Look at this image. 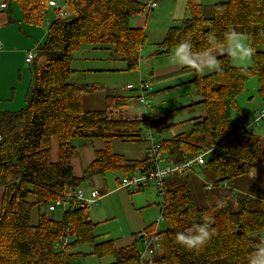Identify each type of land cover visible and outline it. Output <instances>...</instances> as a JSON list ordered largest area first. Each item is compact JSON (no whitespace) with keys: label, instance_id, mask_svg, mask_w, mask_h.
<instances>
[{"label":"trees","instance_id":"1","mask_svg":"<svg viewBox=\"0 0 264 264\" xmlns=\"http://www.w3.org/2000/svg\"><path fill=\"white\" fill-rule=\"evenodd\" d=\"M1 1L6 8L17 3L23 23L44 24L46 0ZM143 5L140 0H66L65 10H59L62 16L56 15L48 24L44 40L27 52L33 58L30 62L25 58L31 64L25 104L14 112H0V264H72L80 254L74 251L79 244L90 245L91 254L97 258L111 256L110 264H217L220 259L248 264L258 248L259 233L264 231V196L259 188L256 192L233 193L229 185H236L252 165L264 159V136L249 130L240 136L246 123L242 117L231 118L232 111H239L237 97L252 75L258 79L264 105V0H219L208 18L199 3L186 0L188 15L169 27L161 42L151 46V56H163L187 42L189 56L200 65L198 55L226 48L229 33L244 36L252 49L248 67L233 65L229 49L213 59L218 65L214 72L201 74L185 66L192 71L189 83L199 97L179 109L202 105L204 114L188 120L186 132L161 137L174 127L170 123L155 130L158 140L150 134L158 152L173 164L225 142L224 150H213L199 167L213 184L206 189V181L198 178L203 186V206L195 204L188 184L193 171L165 177L160 184L164 229L151 224L142 233L132 234L126 245L112 239L95 241L97 224L89 219L87 205L47 209L60 195L82 187L86 176L107 171L123 176L147 174L154 168L147 151L140 159H132L114 153L111 144L114 140L145 141L144 130L152 129L154 120L164 114H146L144 119L114 117L113 110L133 102L132 96L120 93H106L102 108L85 109L83 95L101 86L72 80L76 72L73 54L83 46L108 51L112 58L124 62L125 71L138 68L146 36L142 28L132 27L129 21L142 13ZM10 22L15 21L10 17ZM53 137L58 146L55 162L50 158ZM75 138L103 142L81 176L74 175L72 167L77 154L72 144ZM54 212H60V217L52 216ZM202 223H207L210 231L205 245L188 250L176 241L177 233L189 234L193 225ZM152 235L161 238L160 249L144 260L139 255L142 240Z\"/></svg>","mask_w":264,"mask_h":264},{"label":"rangeland","instance_id":"2","mask_svg":"<svg viewBox=\"0 0 264 264\" xmlns=\"http://www.w3.org/2000/svg\"><path fill=\"white\" fill-rule=\"evenodd\" d=\"M46 2L47 7L49 9L54 8L56 6L64 8V2L66 1L55 0L53 1L55 3H53L51 2V0H46ZM166 10L167 9L163 7L161 15L164 14ZM156 11L157 10L155 9L152 10L146 17V19L148 18L146 23V26H148L147 30L151 31L152 33H149V39H147L146 45L143 47V62L141 60L140 63L142 64H138V68L136 70L125 71L123 70L124 62L122 60L117 58L115 60L108 61L106 59L108 57V54L104 50L93 51L92 49H90L89 51H86L84 53L85 55L82 56L81 59L77 58V53L73 54L72 67L74 69H78L77 71H81L79 74L74 75L73 79H75L78 84H90L92 82H100L103 86L109 88H100L95 91H91L84 94V107L86 109L90 110L102 108L104 96L106 93L111 91L119 92L122 93L124 96H132L131 101L133 102L130 103L129 108H131L133 113H144L143 111H146L147 109L149 110L150 108L154 107L157 109V111L165 115V119L162 120V122H173V124H175V126L173 127L174 129H172L173 132H186L190 128V122H188V120L192 116H195L197 110H182L179 109V107H182L185 104H190L192 101H195L197 97H199V95L195 93L193 85L189 83L193 75L184 68L181 70L183 72H181L179 76H176V73H171V77H167L163 80H152L151 71H155L156 69H169V67L167 66L173 64L170 62L169 57L175 50V48H173L169 54L163 56H151V54H149L148 50L150 49V51H152L151 46L152 44H154L153 42H158L155 40H159V42H161V40L163 39V37H160L158 30L160 28L159 23L157 24V21H162V19L164 18L158 19L157 16H154ZM139 15L140 17L142 16L145 18L144 14L141 13ZM130 24H132V22ZM156 24V28L153 29L154 25ZM242 37L244 38V42L246 44V38L244 36ZM228 49L230 51V45H228L226 48L223 47L220 49H212L208 52L206 51L204 54L200 55L199 59L209 58L213 56L210 53H213L216 56L217 54L221 53V51H228ZM81 51L82 49H80L78 53H80ZM172 55L174 57L175 54L173 53ZM146 57L152 58L149 61ZM107 61L109 63H107ZM232 62L238 67L251 66L250 57L243 62H238L232 58ZM148 63L151 65V68L148 66ZM108 66H115V68H119L120 70H117L115 72H104L106 71L105 69H107ZM217 67V62L213 61L211 64L203 65V70L200 71V73L208 74L210 72L216 71ZM163 75H165V73ZM127 85H132V88H129ZM142 85H147V89L141 90ZM142 95L147 97L148 99L147 108H145L142 104L139 103V99ZM237 104L239 111H232L231 118L232 120H235L238 117H242L244 119L243 123L246 124L252 123L256 118V115L264 110L263 98L259 94V83L255 75H252L245 80L243 90L237 97ZM193 108L202 111V115L204 114V108L202 105L195 106ZM126 114L127 113L125 112V115ZM146 114L147 113H144V117H146ZM144 132L146 134V140L152 139L151 135H153L155 139L158 140L155 131L146 128ZM249 132L258 135L259 137L264 136V119L261 120L258 125L251 127L249 129ZM169 135L170 134L167 132H163L162 134H160L161 137H168ZM74 141V145L78 150V155L75 157L72 164L73 173L74 175H76L78 173L81 174L86 164H88V162L93 158V153L91 154V151L96 148H102L103 142L100 140L101 146L93 148V146L95 145L93 144V141L95 140H93L92 143L87 139L75 138ZM56 142V137H53L51 142V158L53 152L56 154L57 151V144H55ZM142 142L143 141H141L140 143H130L116 141L115 143H119L118 152L123 153L126 156H131L133 153L138 154L139 150H141V152H144V148L142 147V145H145V142ZM115 143L114 145L113 143L111 144V149L113 152H115V149L117 150V146ZM135 149H138V151L136 152ZM89 151L90 155L88 154ZM107 172L108 173L104 175V181L106 186H101L100 190L96 187H93L97 185L91 183V179H94L96 174L86 176L82 187L86 189H97L101 193H106L107 191H111L112 189L117 188L119 184L118 182L124 176L115 171ZM198 173H200L199 175L201 176L202 180L210 182L202 172ZM188 184L194 195L195 204L198 207L203 206V186L200 179L194 177V174H192L188 178ZM254 185L256 186L257 190L259 188V194L264 196V159H261L257 164L252 165L250 167V172L246 176L237 179L236 185L231 183V185L229 186L234 188L233 193H235L237 190L239 192H252V189L250 188L251 186L254 187ZM124 191H126L128 195V198L126 199V203L128 206H131V201L129 199L130 197L133 200L132 202L141 204V206L139 207V213L137 212L136 214L143 217L146 220L147 224H155L159 221L160 209L163 205V197L162 193L156 185L150 184L149 186L144 187L140 190L131 189L128 190V192L127 190ZM232 199L235 198L232 197ZM147 202L150 203L149 206L147 205ZM155 203L156 205L153 206ZM88 208L89 215L91 216V218L96 222L98 221L95 227V234L97 236L95 238L96 242H100L107 239H113L118 245H124L127 240V242L130 241L132 230L128 218L129 211L126 212L123 203L120 199L115 196H111L110 194L103 198L97 205H89ZM51 215L55 218H59L61 213L54 212L51 213ZM158 226L160 230H163L165 224L163 221H159ZM259 234L260 245L261 241H264V231L260 232ZM74 251L80 254L73 259L72 264H110L113 262V258L111 256L97 258L95 255L91 254V248L88 244H79L76 246ZM144 264L153 263L151 261H148ZM217 264L233 263L226 259H220L217 261Z\"/></svg>","mask_w":264,"mask_h":264},{"label":"crops","instance_id":"3","mask_svg":"<svg viewBox=\"0 0 264 264\" xmlns=\"http://www.w3.org/2000/svg\"><path fill=\"white\" fill-rule=\"evenodd\" d=\"M53 1H55V0H53ZM53 1L51 0V2H53ZM140 1H144V0H140ZM155 1L157 3V7L155 8V10H157V11H156L154 16H157L158 19L164 18V19H162V21H160V20L157 21V24L159 23V28H160V29H158L160 37H164L167 29L174 25L173 23H175V22H177V21H179V20H181L187 16L188 12H187V8H186V0H155ZM194 1L201 5L203 16L208 18L212 15L213 4L219 0H194ZM53 3H55V2H53ZM65 7H66L65 2H64V8H60V7L56 6L54 8L48 9V7H47L48 12H47V16L45 18V22H44V24H42L40 26L29 25V24L23 23L21 20L20 8L17 5V3H15V2L12 3L10 7H7L5 10L0 12V41H1V47H0V112H2V111L14 112V111L21 109L24 106L25 100H26L25 95H26V91L29 87L30 78H31V64H28L25 61L27 52L31 51V50L34 51L35 48L37 47L36 45L40 44L44 40L48 24L55 18V16L57 15L56 12L59 11L60 9L65 10ZM163 7L167 10L165 11L164 14L161 15ZM152 10H154V9H152ZM152 10H150L146 13H142L145 15V18L142 16L140 17V15L138 14V15H135L134 17H132L129 21V24L132 22V24H130L132 27L142 28V30L146 36V41H147V39H149V33H152L151 31L147 30L148 26H146V23H147L148 18L146 19V17L149 15V13ZM9 13H10V15H9ZM10 17L15 22H10ZM157 24L154 25L153 29L156 28ZM155 41L159 42V40H155ZM158 42H153V43L155 44ZM80 49H82V51L80 53L77 52V54H78L77 58H79V59H81L82 56L85 55L84 53L86 51H89L90 49H92L93 51H95V50L96 51H102L103 50V49H99V48H94L92 46H83ZM104 51L108 54V57L106 58L108 61L116 59V58H112L108 51H106V50H104ZM148 51L150 53V49ZM228 52L230 54V51H228ZM204 53L205 52H202L198 55V60H199V62H201L202 66L207 65V64H211L213 62V59L216 58V56H219L220 54H222L223 51H221V53L217 54L216 56H215V54L210 53L213 56H211L209 58L199 59L200 55L204 54ZM140 54H141V57L139 60V65L142 64V63H140L141 60L143 62V56H142V55H144L143 49L141 50ZM146 58L150 61L152 57H146ZM108 61H107V63H109ZM231 63L233 65H235L232 62V58H231ZM148 66L151 68V65L149 63H148ZM167 67H169V69L165 68L162 70L156 69L155 71H151L152 80H156V79L157 80H163L167 77H171V73H176L177 74L176 76H179V74L181 72H183V71H181L183 68L188 70V72H190L192 74V71L190 69L185 68V66L183 67V66L176 65V64H170V66H167ZM217 69H218V67H217ZM77 70L78 69H76V72L74 75L79 74L81 72V71H77ZM105 70L106 71H104V72H115V71L120 70V69L115 68V66H108L107 69H105ZM164 73H165V75H163ZM73 82L77 83V81L75 79H73ZM92 83L99 84L101 86V88L109 89L108 87L103 86L102 83H100V82H92ZM108 93L119 94V92H114V91H111ZM120 94H122V93H120ZM197 100H198V97L195 101H197ZM82 102H83V107H84V97L82 98ZM192 102H194V101H192ZM103 103H104V100H103ZM187 105L188 104H185L182 107H185ZM129 106H130V104H129ZM129 106L126 107V109L125 108L119 109V111L117 113H114V116L115 117H123L125 119H136V118L144 119L145 118L144 113H147L148 115L161 113V112L157 111L156 108L152 107L148 111H143L144 113L135 114V113H133L131 108H129ZM193 107H195V106H193ZM193 107L182 109V110H189V111L197 110L195 113V116H192L191 118H189V120L202 115V111H199L198 109H194ZM179 108H181V107H179ZM125 112L127 113L126 115H125ZM161 117L162 118H159L158 120H154V125L152 126V129H151L152 131H155L160 126H163L166 124L168 125L170 123L173 124V122H162V120L165 119V115H163ZM173 125L175 126V124H173ZM172 129H174V128H172ZM172 129H171L169 134H171V135L177 134V133L173 132ZM181 132H183V131H181ZM83 139H85V138H83ZM116 141H119V140H114L112 142L113 145ZM93 142L92 143L95 144L93 146V148L101 146L100 140H95ZM143 142H145V145H142V147L144 148V152H141V150H139L138 154L133 153L131 156H126L123 153L118 152L119 151L118 150L119 149V143H115L117 146V150L115 149L114 153L121 154L127 158L140 159L144 155V153H146V151H148L150 149V147L154 141L152 139H150V140H145ZM74 143H75V141L73 139L72 144L74 145ZM55 144H57V142ZM120 146H122V145H120ZM133 146H135V145H133ZM111 148H112V145H111ZM138 148H140V147H138ZM96 149H100V148H96ZM96 149H94V150H96ZM94 150L91 151V154L93 153V157H94ZM135 150H136V152L138 151V149H135ZM57 151H58V146H57ZM57 151H56V154L53 152V155H52L53 159L50 157L53 160V162L58 160ZM88 154L90 155V151ZM77 155H78V150H77L76 156ZM75 157L72 159V164H73V160L75 159ZM91 160L88 162V164L91 162ZM88 164H86L85 168L88 166ZM72 167H73V165H72ZM85 168L82 170L81 174L78 173V174H76V176H81L83 174ZM192 171L193 172L190 174H194V177H196V178L201 177L199 175L200 173H198V172H200L199 167L194 168ZM106 173H108V172H106ZM104 175L96 174L94 179H91V183H94L95 185L99 186V187H97V186H93V187H96L97 189L100 190L101 186H106L105 181H104ZM88 186H90V185H88ZM254 188L257 191V188L255 185H254V187L251 186L250 189H252V191L254 192ZM124 190H127V189L120 188L118 186L117 188L112 189L111 191H107L106 193H101L102 197L99 199V201L95 205H97L103 198H105L106 196H108L110 194H111V196L117 197L118 199H120L122 201L126 212L129 211L128 218H129V223L131 225L132 234L142 233L143 229L147 226H150L152 223L147 224L146 220L143 217L136 214L137 212L139 213V207L141 206L140 203L138 204V203L132 202L133 200L130 197L129 199L131 201V204H130L131 206L127 205L126 199L128 198L127 197L128 195H127L126 191H124ZM127 192H128V190H127ZM106 194H108V195H106ZM147 205L149 206L150 203L147 202ZM155 205H156V203L153 206H155ZM88 216H89V219L93 223H96V224L98 223V221L96 222L91 218L89 213H88ZM94 235L96 236L95 230H94ZM126 242L124 245L128 244V242L127 243Z\"/></svg>","mask_w":264,"mask_h":264},{"label":"built area","instance_id":"4","mask_svg":"<svg viewBox=\"0 0 264 264\" xmlns=\"http://www.w3.org/2000/svg\"><path fill=\"white\" fill-rule=\"evenodd\" d=\"M143 9L142 13H146L152 9L157 7V3L155 0H144L143 1ZM6 8L5 2L0 0V11ZM57 16L61 17L62 12H57ZM1 46V41H0ZM33 58L32 53H28L26 57V61L30 62ZM129 88L132 85H127ZM147 85H142L141 90H146ZM139 103L142 104L145 108L148 104V99L145 96H141L139 99ZM126 109V108H125ZM119 109L113 110L114 113H117ZM115 117V116H114ZM264 119V111H261L256 115L254 121L250 124H244L239 131L240 136H244V134L249 130L251 127L258 125L261 120ZM225 142L222 141L220 144L214 146L213 148L199 152L195 157L192 159H188L182 163H168L165 161L164 157L158 152V145L152 143L150 149L147 151L148 156L154 162V168L151 172L145 173H133L128 176H124L118 182L120 188H124L127 190H139L144 187L149 186L150 184L156 185L160 190V184L162 179L167 176L176 174V173H188L192 172V170L196 167H201L204 164L205 157L208 156L213 150H224ZM213 184L210 182H206V189H211ZM161 192V191H160ZM102 197L101 192L97 189H86L83 187H78L70 192H66L60 197L55 200L52 204L48 205V211H54L56 209L66 210L69 207L77 206H84V205H93L96 204L99 199ZM159 221L162 222V217L160 214ZM158 221V222H159ZM158 222H156V226H158ZM156 227V230H158ZM160 249V239L156 235H152L150 237H146L142 240V246L139 250V255L142 259H149L152 258L157 251Z\"/></svg>","mask_w":264,"mask_h":264},{"label":"clouds","instance_id":"5","mask_svg":"<svg viewBox=\"0 0 264 264\" xmlns=\"http://www.w3.org/2000/svg\"><path fill=\"white\" fill-rule=\"evenodd\" d=\"M230 45V56L238 61L243 62L252 55V49L245 44L244 38L236 33L226 35ZM190 44L187 42L180 43L176 46L174 57L171 54L170 62L180 66H188L202 71L203 66L197 63L195 58L188 54ZM210 239L209 225L207 223L193 225V230L189 234L177 233L176 241L188 250L198 249L205 245ZM248 264H264V241L258 246L256 251L248 258Z\"/></svg>","mask_w":264,"mask_h":264},{"label":"bare ground","instance_id":"6","mask_svg":"<svg viewBox=\"0 0 264 264\" xmlns=\"http://www.w3.org/2000/svg\"><path fill=\"white\" fill-rule=\"evenodd\" d=\"M154 230H155V229H154ZM155 231H156V230H155ZM155 231H154V232H155ZM155 234H156V232H155ZM156 235H157V234H156ZM160 239H161V238H160ZM261 242H262V241H261Z\"/></svg>","mask_w":264,"mask_h":264},{"label":"water","instance_id":"7","mask_svg":"<svg viewBox=\"0 0 264 264\" xmlns=\"http://www.w3.org/2000/svg\"><path fill=\"white\" fill-rule=\"evenodd\" d=\"M253 192V191H252ZM254 192H256L255 188H254Z\"/></svg>","mask_w":264,"mask_h":264}]
</instances>
